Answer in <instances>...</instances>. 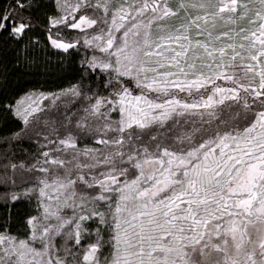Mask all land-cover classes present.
Returning a JSON list of instances; mask_svg holds the SVG:
<instances>
[{"label":"snow or ice","instance_id":"1","mask_svg":"<svg viewBox=\"0 0 264 264\" xmlns=\"http://www.w3.org/2000/svg\"><path fill=\"white\" fill-rule=\"evenodd\" d=\"M0 264H264V0H0Z\"/></svg>","mask_w":264,"mask_h":264}]
</instances>
